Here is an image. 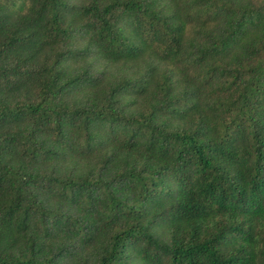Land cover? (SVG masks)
Segmentation results:
<instances>
[{"label": "trees", "instance_id": "1", "mask_svg": "<svg viewBox=\"0 0 264 264\" xmlns=\"http://www.w3.org/2000/svg\"><path fill=\"white\" fill-rule=\"evenodd\" d=\"M0 264H264V0H0Z\"/></svg>", "mask_w": 264, "mask_h": 264}]
</instances>
